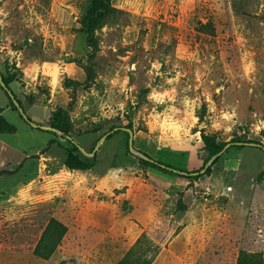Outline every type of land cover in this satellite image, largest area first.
<instances>
[{"label":"rangeland","instance_id":"1","mask_svg":"<svg viewBox=\"0 0 264 264\" xmlns=\"http://www.w3.org/2000/svg\"><path fill=\"white\" fill-rule=\"evenodd\" d=\"M92 2L0 0V71L33 122L57 117L90 152L130 127L136 148L186 170L213 156L203 131L264 145V0H112L91 57ZM0 109L15 126L0 170L19 167L0 176V264H45L34 249L52 217L68 231L50 264H118L145 237L152 264H264L262 149L230 145L186 179L145 165L121 129L72 169L65 132L26 122L1 83Z\"/></svg>","mask_w":264,"mask_h":264},{"label":"trees","instance_id":"2","mask_svg":"<svg viewBox=\"0 0 264 264\" xmlns=\"http://www.w3.org/2000/svg\"><path fill=\"white\" fill-rule=\"evenodd\" d=\"M117 12L118 10L116 7L113 6L112 0H93L90 9L87 11L83 19L81 20V29L88 35L89 44L93 47V53L91 54V57H93L99 49L97 42V35H96L97 30L102 28L109 21V19L113 17ZM93 74H94L93 71H91V69H88V80L94 77ZM3 80L6 86L1 85L2 88L5 90L7 96L9 97L12 106L15 109L19 110V108L17 107V105L15 104L12 98V95H14L15 98L17 97L9 85L10 82L9 79L3 76ZM68 83H78V81L68 79ZM21 117L29 124L33 122V119H31V117H29L28 115L25 117L24 115L21 114ZM54 120L55 122L52 124V126L64 131L66 134L65 138H67V140H69V142L72 144V146L69 147L68 149V158L66 162L67 166L72 169H79V170H88L92 168L94 162L88 156L82 157L80 154L82 152L80 150L81 145L69 135L68 130L61 124V122L57 117ZM115 128L116 127H113L109 131L108 137H110L113 134V132H117V130L119 131L121 130V127H118L117 130H114ZM14 130H15V126L12 123H10L2 115V111H0V132H12ZM202 137L204 139L206 148L212 152V155L221 151L227 143H230L231 146H233L240 144L246 145L248 144V142H253L255 143V145L252 146L258 147L264 151V145L259 141H241L240 139H233L228 142L218 143L212 138V136L205 133L204 131L202 132ZM147 155L149 156L148 159L141 158V161L145 165L152 166L164 172H170L176 174L177 176L186 179H199L203 175H209L212 171V165L220 157L219 156L214 161V163L206 169L205 172H202L201 169L204 168L206 163L200 169L186 170V169L178 168L161 159L150 156L149 154ZM16 170H10V169L0 170V176L3 174H12ZM180 203L182 206L181 210H186L187 208L186 205H184L182 201H180ZM67 231H68V227L64 222H62L56 217H52L47 223L43 231V234L34 249V253L41 258L49 259L51 255L56 251L57 247L61 243ZM145 243H148L150 245L149 240H146V237L142 239L139 238L118 264H152L153 261L152 256L146 255L147 254L146 249L144 248ZM262 262H263V257L261 253L242 252L241 256L237 261V264H261Z\"/></svg>","mask_w":264,"mask_h":264},{"label":"water","instance_id":"3","mask_svg":"<svg viewBox=\"0 0 264 264\" xmlns=\"http://www.w3.org/2000/svg\"><path fill=\"white\" fill-rule=\"evenodd\" d=\"M0 83H1L2 86H6V84H5L4 80H3V75H2V73H1V71H0ZM12 98H13L15 104L17 105V107L19 108L20 113L26 117L27 114H26L24 108L22 107V105L20 104V102L14 97V95H12ZM31 125H33V126H35V127H40V128H42V129H45V130H54V131H58V129H57L56 127H53V126H51V125H40V124L35 123V122H32ZM117 129H118V127H116L114 130H117ZM121 129H125V130H127V131L129 132V143H128V144H129V150H130L133 154L138 155V156L141 157V158L148 159L149 156H148L146 153H144L143 151H141L140 149L136 148L135 145H134V130H133L132 128H130V127H121ZM108 135H109V132H107L106 134H104V135L100 138V140L97 142V144H96L95 148L93 149V151H91V152H90V151H87V149L84 148V147H82V146H80V150H81L86 156H88V157L95 156L96 152L100 149L101 144L103 143V141H105V140L107 139ZM248 144H250V145H255V143H253V142H248ZM230 145H231L230 143H227V144L225 145V147H224L221 151H219L218 153L214 154V155H213V156L207 161V163L205 164L204 168L201 169V171H202V172H205L206 169H207L208 167H210V166L214 163V161H215V160H216L221 154H223V152H225V151L228 149V147H230Z\"/></svg>","mask_w":264,"mask_h":264},{"label":"crops","instance_id":"4","mask_svg":"<svg viewBox=\"0 0 264 264\" xmlns=\"http://www.w3.org/2000/svg\"><path fill=\"white\" fill-rule=\"evenodd\" d=\"M181 201H182V200H181ZM186 209H187V208H186ZM20 260H21V259H20ZM44 260H45V262H46L45 264H50L49 261H48L47 259H44ZM18 262H20V261H18ZM20 264H21V263H20Z\"/></svg>","mask_w":264,"mask_h":264}]
</instances>
